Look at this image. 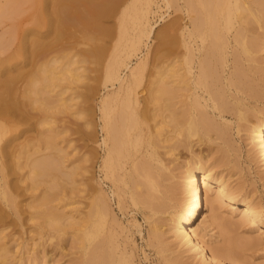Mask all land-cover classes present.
Here are the masks:
<instances>
[{
	"label": "rangeland",
	"instance_id": "rangeland-1",
	"mask_svg": "<svg viewBox=\"0 0 264 264\" xmlns=\"http://www.w3.org/2000/svg\"><path fill=\"white\" fill-rule=\"evenodd\" d=\"M33 1L36 2V0H0V110L2 107L6 109L8 108L7 106L11 107L15 102L22 108L21 115L10 111V108H8L9 111H4L6 113L0 114V128L4 129V134L0 141V246L3 245V242L7 248V252L4 255L5 260L0 255V264H28L33 258H37L40 255L42 249L47 251L50 257L56 259V264H83L86 257L85 250L88 249V242L79 238V226L76 227L77 229L63 226V223L67 224L66 221L58 218L59 222L62 223L60 227L50 225L51 223L48 222V219L39 213L40 209L45 207L40 204L42 200L39 199L43 197L42 193L44 196L53 193L54 195L52 194L51 197L47 195L51 198L50 200L48 197L45 198L46 204H48L47 200L49 201L48 206L53 204L55 208H60L59 210L63 208V211L75 208V211L79 213L78 216L85 218V212H88L86 210L89 209L90 201L98 192H103L106 196L109 213L100 219L102 223L104 222L103 226L102 223L100 224L103 227L100 228L103 230L101 229V234L99 233L100 235L96 237L99 238L103 234L104 237L106 236L107 242H102L101 237L99 239L102 245L96 237L93 241L97 240L96 242L101 247L106 248V251H108L107 247H113L114 254H112L114 259H122V249H126V251L131 252L134 264H172L174 262H177V264H199L200 258L197 255L192 251L186 252L185 246L181 244V249H184V252L182 250L179 251V245L176 246L172 242L173 238L170 236L168 225L164 220L167 215L166 212L156 216V221L159 222L155 227L159 233L154 239L150 234V229L154 222L147 217L148 208L141 204L135 205L132 203L128 194H125L126 196L124 195L122 200V159H120L121 163L119 159L117 160L118 162L115 161L120 163V165L114 168L115 172L113 174H111L112 172L109 168L106 169L107 167L102 162L109 145H111V141L107 137V129H105L106 124H103L105 117L100 111L103 98L108 102L107 105L109 107H113L117 98H121L123 105L130 103L128 107L133 106V111H136L141 118L147 119V125L144 124L141 127L140 133L145 137L148 135H160L157 151L160 158L164 160L165 164L167 163L168 172L174 174L171 181L180 180L179 177L184 171L186 164L194 156H207L208 161L215 165L213 169L223 173L231 182V186L240 189V196H248L257 203L260 210H264L263 168L258 158H256L257 160L248 158L247 150L250 148V140L247 131L243 127L246 122L238 120L235 114L223 112L219 116V113L215 110L214 119L218 122L223 121L227 125L228 134L225 138L219 137L215 134V131H210L209 139L206 137V140L202 143H194L192 147L176 144V147L174 146L171 150H168L174 145L176 137L179 136L174 134L172 127L168 123H162L160 120L168 117V111L173 101L183 100L185 94L191 91L182 88L178 91L176 98H171V94L167 95L169 89L163 91L160 88L163 84H158V79L162 72L164 75H161V77L163 78H167L169 74L168 66L172 59L173 37L170 25L174 18L183 23L182 16H184V11H180L182 9L174 10L175 6L172 0H169V3L164 0H153L148 14V22L152 26V31L140 48L130 58L126 59L128 66L120 67V75L122 77L127 78V80L128 78L133 79L129 80L128 84L122 85L120 93L118 92L119 94H114L119 88V82H111V80L105 82L103 78L104 72H102L104 71L105 61L109 59L106 56H110L114 52L112 40L115 38L116 32L114 31L113 34V26L109 28L111 37H103L107 43L105 44L106 48L102 57L99 60H95L94 57L91 59L90 49L95 46V42H92L88 37L99 36L97 27L86 22L73 23L71 26L65 23L63 25V28H65L61 30L62 34L58 36L49 15L51 11L50 3L44 5L43 2L41 6V10L45 8L46 13H48L44 18L47 20H42L36 15L37 9ZM179 3L182 5L183 0H180ZM101 21L100 25H103L102 27H109L112 23L114 25L113 18L104 17ZM44 22L47 23L43 25ZM49 24L53 25V27ZM87 26L89 27L88 29ZM82 27H84V30ZM258 32L262 33L264 30L258 28ZM37 33L44 34V37ZM39 37H42V40ZM108 41L112 43L110 44ZM233 47L232 42L226 54L223 70L224 78H227L235 70L234 58L237 53L236 51L234 52ZM182 50L183 48L180 46L179 52H182ZM59 53L62 55L64 53L63 57L66 58L61 59L58 56ZM262 54L263 51H255L253 59L255 58L256 60L240 59L239 64L244 71L242 79L246 82L245 84L248 82L250 85L248 84L249 87L246 85L245 90L243 89L241 92H236L237 88L235 89V85H230L228 86V92L245 97L244 101L251 109H261L264 113V62H259ZM53 55L55 56L54 58L57 59L58 57L60 59V61L58 59V65L63 60L65 61L63 62L64 64L66 61H70V57L73 58L74 56L73 61L79 58L80 62L77 61L78 63L76 64L75 61L71 64L81 65L79 68L74 65V67L79 69L75 70L79 71L80 74L75 72L80 78L70 77L68 80L69 77H66V81L62 77L63 80L60 79V83L57 82L56 86H48L44 89L45 85L43 84L45 82L42 79L41 67H44L42 64H46L47 60L53 59ZM67 56L70 57L68 58ZM102 58H105L104 62ZM140 58L143 61L142 63H144V65L141 64L144 68L142 67L141 71L140 66L139 75L136 76L137 73L134 77H129V68L135 66ZM31 83L33 86L29 90ZM168 85L166 83L163 86L166 87ZM39 87L43 88L39 89ZM250 90L256 92L257 97H254L255 99L249 97ZM37 91L38 93H36ZM46 91H49L48 94ZM111 92L112 95L110 94ZM43 95L50 96L49 101L54 105V108L48 102L52 107L48 105V111L45 107V111L43 110L41 102L38 103ZM36 98H39V100ZM61 101L65 103L61 104ZM55 104H58V106ZM180 104L179 102L178 105ZM64 105L67 108H64L66 107ZM113 112L110 115L111 119L115 120L114 116H116L117 112L115 110ZM251 117L253 116L249 114V122L252 120ZM249 122L246 124H249ZM49 129H51L50 132L53 131L55 146L59 148V152L56 151L57 153L55 154L54 149L47 148V150L56 156L60 155L61 158H58L62 166L59 170L60 172L57 170L58 173L55 174L54 171L56 178H53L55 180L50 178V176L48 177L51 181L46 176H43V179L40 175H35L36 172L34 174V170L31 169L34 158L41 155L40 152L36 153V150L33 153L32 149L37 146V143L40 144L45 134H49ZM10 137L12 139L9 144L7 143L8 146L7 144L3 145L4 140ZM195 137H192L193 142L197 139ZM24 150L27 152L25 151V153ZM150 151L151 146L144 140L138 145L137 151L132 152V158L148 155ZM45 152L41 153L44 154ZM249 152L251 153V150ZM127 162L126 165L129 167L130 160L128 159ZM51 173L52 177L53 171ZM64 175H71L74 181ZM52 179L55 185L51 183ZM47 180L50 181V185H47L49 187H46ZM164 182L166 184L169 181ZM46 189L48 190L45 191ZM180 196H183V193ZM220 210L225 215L230 213L228 206L222 207ZM207 214H209L208 209L203 204L194 226H200ZM230 214L233 215L231 221H236L239 217L235 213ZM235 224H237L235 226L239 228L240 231L237 230L240 234L243 233L248 237L254 238L249 245L243 246L242 255L246 256V262L251 260V263L248 262L249 264L264 263V234H259V230H252L254 226L249 223H240L241 226L237 221ZM219 228V226H214L212 231L209 232V235H211L209 239L212 242L217 241L220 244L227 245L230 243V236L227 235L232 233L226 234L222 228ZM232 231L234 233V230ZM103 243H105V246ZM246 262L244 261V263Z\"/></svg>",
	"mask_w": 264,
	"mask_h": 264
},
{
	"label": "bare ground",
	"instance_id": "bare-ground-1",
	"mask_svg": "<svg viewBox=\"0 0 264 264\" xmlns=\"http://www.w3.org/2000/svg\"><path fill=\"white\" fill-rule=\"evenodd\" d=\"M164 1L169 3V0ZM179 1L180 0H172V3H174L175 6L174 10L182 9L180 11H184L185 14L183 13V20L181 19L183 23L179 22L177 18L172 19L173 21L171 20L172 23L170 27H172L173 37L172 59L169 62V66L167 65L169 67V74L167 78L169 79L161 77V75H164L163 72L161 74L159 73L160 77L158 79V84H169L168 86L170 87L161 85L160 88L163 91L169 89L167 91V95L171 94V98H176L178 91L182 88L191 91L190 93L185 94V98L181 100L182 102L175 100L171 103V108L168 111V117L165 118H168L167 121H165L163 118L164 116L161 117L163 119L160 118V122L168 123L172 127L174 134L181 137H176L174 145L168 148V150H171L176 144L192 147L194 143H202L206 140V137L209 139L210 131H215V134H217L219 137L221 136L225 138L228 134L227 125L223 121L218 122L214 119L213 115L215 114V110H217L219 116H221L223 112L233 113L236 115L238 120L244 121L246 123L249 122L250 117L248 118V116L250 114L253 116L251 117L253 121L251 120L249 124H243V127L245 131H247L248 138L250 140V148L247 150V156L251 160L256 158L259 159L264 174V113L261 109H251L247 103H245V97L235 95L236 93L233 94L232 92H228V86L230 85H235V89L237 88L236 92H241L243 89L245 90L246 85L247 87H249L248 84L250 85L248 82L245 84L246 82L242 79L244 71L242 66L239 64L241 58L256 60L255 58L253 59L254 52L263 51L259 62H264V32H258V28L264 30V0H183L182 5H180ZM43 2L44 5L48 3L51 5V11L49 15L51 16V22L53 23L58 36L62 34L61 30L65 23L71 26L73 23L78 24L86 22L97 27V31H99L97 34H99V36L88 37L92 42H95V48L93 47L90 49L91 59L94 57L95 60H99L102 57V54L106 48L105 44L107 43L106 40L104 41L103 37H111V34L109 35V33H111L109 28L113 26V34L114 31L116 32L114 36L116 39L113 38L112 40L114 43V52H112L110 56H106L107 58L109 57V59L108 61H105L106 63L104 66V71L102 72H104L103 78L105 82L107 80H111V82H119V88L114 93L119 94V91L122 89V85L128 84L129 80L133 79L128 78L127 80V78L122 77L120 75V67L128 66L126 59L130 58V56L140 48L144 40L149 37L152 31V26H150L148 22V14L150 12V6L153 0L33 1L37 9L36 15H38L42 20H47L44 19L45 15L48 14L46 13V9L44 8L45 10H41ZM104 17L113 18L114 25L112 23L109 27H102L103 25L100 24ZM46 23L47 22H44L43 25ZM53 25L51 26L53 27ZM88 26L87 29L89 28ZM83 28L84 27H82V29ZM169 29L171 30V28ZM87 35L89 36V34ZM230 37L232 38L231 40ZM39 38L41 39L42 37ZM232 42L234 45V52L236 51L237 53L234 58L235 70L232 71L227 78H224L223 70L226 62V54L228 47ZM108 43L110 42L108 41ZM180 46L183 48L182 52L180 51L181 53L179 52ZM58 56H60L61 59L66 58L63 57L64 53L63 55L59 53ZM54 57L55 56L53 55V59L47 60L46 64H42L44 67L42 65V67L39 66L42 69V79L45 82V84H43L45 85L44 89L48 86H56V84H58L57 82H59L62 77L66 81L68 77V80L70 77L80 78L77 74L79 71H76L79 66H81L76 65L78 62H80L79 58L78 60L73 61L74 56L73 58L69 56L72 60L70 59V61H66L65 64L63 63L65 62L63 60V62L61 64L59 63L58 65L60 59L57 56V59ZM73 62L76 64H71ZM142 62L143 61L140 58L138 62H136L135 66L129 68V77H134L137 73L138 74L136 76L139 75V68L141 66L142 71V67L144 65ZM74 65H76L78 68L74 67ZM70 82L72 81L70 80ZM32 83H34V81H32ZM32 83L29 87V90L32 88L31 86H33ZM41 88L43 87H39V89ZM160 92L162 93L161 90ZM36 93H38V91ZM77 94L79 93L77 92ZM110 94L112 95V92ZM249 97H257L256 92L250 90ZM49 98L50 96L43 95L41 101L38 102H41L43 110L45 107V109L48 111V102L51 103ZM36 99L39 100V98ZM179 102L181 103L180 105H178ZM60 103L64 104L65 102L61 101ZM17 104L18 103L15 102L11 107L7 105L6 106L10 108V111L20 113L19 115H21L22 108H20ZM107 104L108 102H106V100L103 98L101 101L100 111L103 117H105V122L103 124H106L105 129H107V137L110 139L111 145H109L107 153L102 162L103 165L107 167L106 169L109 168V170L112 172L110 173L113 174V172H115L114 168L120 165V159H122V200L124 195L128 194V197L132 203L135 205L141 204L142 206L148 208L147 217L152 219L154 222L150 229L151 236L155 239L159 233L158 229L155 227L159 222L156 221V216L166 212L167 215L165 216L164 220L168 225V232L173 238L172 242L175 243L176 246L179 245V251L182 250V252H184V249H181V245H184L186 252L192 251L195 255H197L200 258L199 264L251 263V260L248 261L249 263L246 262L247 258H245L246 256L242 255V251L244 250L243 246L249 245L254 238L248 237L243 233L240 234V230L235 226L237 225L235 223L237 221L238 224L249 223L254 226L252 230H259V234H264V210H260L257 203L248 196L242 194V196H240V189L231 186V182L223 175V173L215 171L213 169L215 165L208 161L207 156H194L188 162V164H186L184 171L179 177L180 180L171 181V179L174 177V174L168 172L169 169L166 165L167 163L165 164L164 160L160 158L157 151V147L159 146L158 144L160 142V135H148L145 137L140 133V130L142 129L141 127L144 124L147 125V119L141 118V116H139L136 111H133V106L128 107L130 103L128 105H123L121 98H117L113 107H109ZM51 105L53 104L51 103ZM51 105L49 106L52 107ZM55 105L58 106V104ZM8 108L6 109L5 107H2L0 114H2L4 111H9ZM64 108H67V106ZM113 110L117 112L116 116L113 115L115 120L111 119L112 117L110 115L114 113ZM50 130L51 129L48 131L49 134H45L44 138L42 137L43 139L41 140L40 144L36 142L38 147L35 145L36 147L34 148L36 149H32L33 153L36 150V153L40 152L41 154L32 161L31 169L34 170V172L33 170L32 172L34 174L36 172L35 175L38 174L41 177L46 176V178L49 176L50 178L55 177L54 175L60 172L59 170L62 167L61 161L59 159L61 158L60 155H55L59 148L55 146L53 136L54 134L52 133L53 131L50 132ZM3 134L4 129L0 128V141ZM194 136L197 138L195 142H193L192 139ZM11 139L12 138L10 137L9 139L4 140L3 145L7 143L9 144ZM144 140L147 141V143L151 146V151L148 153V155H142L140 158H132V152L137 151L138 145H140ZM47 148L54 149L55 154L50 153ZM45 150H47V152H45ZM250 150L251 153L249 152ZM25 151L26 150H24V152ZM41 152L45 153L43 154ZM118 159L120 160V163H117ZM128 159L130 160L129 167L126 165L128 163ZM51 171H53L52 177ZM68 175L64 176L70 177L71 180L74 181L71 175ZM55 178L53 179L55 180ZM53 179L51 183H54L53 185H55ZM165 179L169 181L168 183L166 182V184L164 181L167 180ZM50 181L47 182L46 187H49L47 185H50ZM166 192L167 194H165ZM181 192L183 193V196H180L182 194ZM52 194L53 193H51V195ZM96 194L97 195L90 201L88 207L89 209L86 210L88 212H85V218L78 216L79 213L75 211V208H70L67 211H63V208L59 210L60 208L58 209L56 207V209L53 204L52 206H48L49 201L47 200L48 204H46L45 198L48 197L50 200V193L46 194L45 196L42 193L43 197H41L39 200H42L40 204L45 207L41 208L39 213L48 219V222L51 223L50 225L55 227L61 226L62 223L59 222L60 219L62 221H66L67 223H63V226H68L70 228L72 227V229L79 226V238L85 240V242H88V246L86 245L88 249L86 248L87 250H85L86 257L83 261V264H134L131 252L126 251V249H122V259L116 258V260L113 257V247H107L108 251H106V248L103 246V248L101 247L102 242H107L105 238L106 236L104 237L103 234L102 236L104 238L100 236L102 238V242L100 240L101 238L99 237V239L96 236H99L102 232L101 229L103 228L102 226L104 225V222L102 223L100 219L109 213V206L107 203V198L103 192H98ZM203 204H205V207H207L209 214L204 217L200 226H194V222L198 218L199 211ZM225 206H228L230 213H235L239 216L236 221H231V218L233 219L232 214L229 213V215H225L222 213L220 208ZM101 223L102 226L100 225ZM215 225L222 228L226 234L232 233L227 235L230 236V243H228L229 245H223L217 241H210L209 238L211 235H209V232L212 231ZM232 227H234V229H232ZM232 230H234V233ZM95 237L98 239V241L100 240L99 243L101 242V245L96 242L97 240L95 242L93 241ZM2 244L3 245L0 246V255L2 256V259L5 260L4 255L7 252V248L4 245L5 243L2 242ZM104 244L105 243H103V245ZM244 261L246 263H244ZM28 264H56V259L50 257V255L47 254V251L42 249L40 255H38L37 258H33ZM172 264H177V262Z\"/></svg>",
	"mask_w": 264,
	"mask_h": 264
}]
</instances>
